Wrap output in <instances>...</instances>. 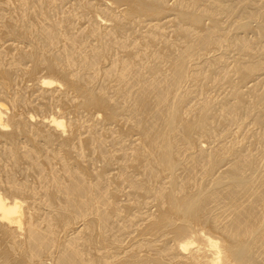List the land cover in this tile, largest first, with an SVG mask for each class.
I'll return each mask as SVG.
<instances>
[{
	"label": "bare ground",
	"instance_id": "obj_1",
	"mask_svg": "<svg viewBox=\"0 0 264 264\" xmlns=\"http://www.w3.org/2000/svg\"><path fill=\"white\" fill-rule=\"evenodd\" d=\"M92 1L0 0V264H264V0Z\"/></svg>",
	"mask_w": 264,
	"mask_h": 264
},
{
	"label": "rangeland",
	"instance_id": "obj_2",
	"mask_svg": "<svg viewBox=\"0 0 264 264\" xmlns=\"http://www.w3.org/2000/svg\"><path fill=\"white\" fill-rule=\"evenodd\" d=\"M91 1H92V0H91ZM72 2H73V1H71L70 3H72ZM92 2H97V1H96V0H93ZM168 3H169V4H170V3H173V0H168ZM69 5H70V4H68L67 2L65 3V6H69ZM220 16H221L220 18H223V17H224L223 15H220ZM234 16H235V15H234ZM233 19H234V17H233L232 19H230V20L232 21ZM224 20H227V19H224ZM230 20L227 21L226 23L229 24ZM221 21H222V19H221ZM224 22H225V21H224ZM224 22L222 21V24H223ZM253 23H254L255 25H254ZM228 24H227V25H228ZM251 24H252V26H251L252 29H250V28H249V29H250V30H253L254 27L256 26V23H255V22H252ZM225 25H226V24H225ZM249 32L251 33L250 35H249ZM253 33H254V31H253ZM253 33H252V31H248V35H249V37H251V35H252ZM174 37H175V36H174ZM177 38H178V36H177ZM251 38H252V37H251ZM173 39H174V38H173ZM171 41H172V40H171ZM179 41H185V40H179ZM219 53H220V52H219ZM233 56H234V57H233ZM226 57H227V63L231 65V63H232V61H233V58H235V53H229V55H227ZM230 57H231V58H230ZM228 58H229V59H228ZM230 59H231V60H230ZM201 62H203V61H201ZM202 64H204V63H201V65H202ZM203 66H204V65H203ZM43 73H44V72H42V74H43ZM233 77H234V76H233ZM233 79L235 80V78H233ZM251 84H252V83H251ZM251 84H248V85L251 86ZM187 85H188V84H187ZM187 85H186V86H187ZM202 85H203V84H202ZM204 85H205V86H204ZM204 85H203V87H202V89H201L200 91H202V94H203V92H204V91H203V88L205 87L204 89H205V92H206V93H204V94H205V95H210V96H212V95L215 96V97H214L215 102H216L217 99L219 100V99H221V98H224L225 100H229V99H227V98L229 97V95H228L229 92H226V91H225L226 89H228V91H229L230 88H227L228 85H227V86H222V88H219V89H218L219 86H216V88H214L212 85H210V83H209V86H210V87H209V89H207V88H208V82H207V86H206V84H204ZM188 86H189V85H188ZM211 86H212L213 88H212ZM220 87H221V86H220ZM211 88H212V89H211ZM223 88H224L225 90H222ZM192 89H193V91H194V92L192 93V96H193L194 93H196V92H198V91H196L197 88H196V90H195V88H192ZM214 89H215V90H214ZM242 89L245 91L246 87H242ZM198 90H199V89H198ZM207 90H208V91H207ZM209 90H210V91H209ZM216 90H217V91H216ZM221 90H222L223 93L225 92V96H226V94H227L228 97H227V96L225 97L223 93L221 94ZM195 91H196V92H195ZM200 91H199V92H200ZM213 91H214L215 94L213 93ZM219 91H220V92H219ZM208 92H209V93H208ZM200 93H201V92H200ZM200 93H199V94H200ZM207 93H208V94H207ZM210 93H211V94H210ZM217 93H218V94H217ZM202 94H200V95L198 96V93H197L196 97L198 96V97L200 98V96H201ZM204 94H203L202 96H204ZM219 95H221V96H219ZM190 96H191V95H190ZM202 96H201V97H202ZM217 97H218V98H217ZM189 98H190V99H188V100L191 101V100H193V99L195 98V95H194V97H189ZM191 98H192V99H191ZM216 98H217V99H216ZM229 98H230V97H229ZM224 99H223V100L221 99V100H219V101L217 100V101H218L217 104H219V102L221 103V101H224ZM193 101H194V100H193ZM196 101H197V100L195 99V101H194L193 103H195ZM188 102H189V101H188ZM189 103H190V102H189ZM191 104H192V101H191ZM83 114H84V113H83ZM248 122H249V120H248L247 122H245V123H246V124H249ZM114 125H115V124H114ZM100 126H101V125H98V127H100ZM107 126H111V125H107ZM107 126H105V127H107ZM115 126H116V125H115ZM225 126H226V125H224V127H225ZM231 126H232V125H231ZM231 126H230V128L233 127V126H232V127H231ZM113 127H114V126H113V124H112V127H109V128H113ZM224 127H223V125H222V128H224ZM114 128H115L114 130H116L117 126L114 127ZM222 128H221V129H222ZM218 129L220 130V125H219ZM232 129H234V128H232ZM222 130H225V128L222 129ZM222 130H221V131H222ZM132 134H133V135L130 134L129 139H127L128 137H124V138H123V139H125V144L130 143V142H129L130 139H131V141H132L133 139H136V138H137V136H135L134 133H132ZM131 136H132L133 138H132ZM134 137H135V138H134ZM108 138H109V140L106 141V143H107L106 146H107V147H110L109 144H111V139H110V137H108ZM108 138H107V139H108ZM126 140H128V141H126ZM109 141H110V142H109ZM210 141L212 142L213 140H209V141L207 140V143L210 142ZM211 142H210V144L208 143L207 146H206V144L204 143V146L208 147V146L212 145ZM253 152H255V151H253ZM100 161H101V160H100ZM100 161L97 160V161L94 162L93 165H94L95 167H94L93 165H91V166H93L94 168H99V169L101 170L100 165L102 166V164H101ZM96 162H97V163H96ZM95 163H96V165L99 166V167H97V166L95 165ZM224 165H225V166H224ZM221 166H222V164H221ZM93 167H90V169L92 170ZM221 168H222V169H225V168H226V164L224 163L223 166H222ZM221 168H220V170H222ZM106 170H107V169H106ZM106 170H105L104 173H107L108 176H110L111 174L115 173V171L113 170V168H112V170L109 169V170H110L109 172H107ZM107 174H106V176H107ZM134 175H136V174H134ZM126 190H127V188H126ZM125 197H126L125 195H121V196H120V199H121L120 201H122L123 203H125L126 201H124V200H126V198H128V197H126V198H125ZM144 205H145V204H142V205H141V210H142V212H147V211L154 212V211H153L154 207H152V206H150V205H149L150 207H149L148 205H145V206H144ZM147 206H148V207H147ZM146 208H147V209H146ZM145 209H146V211H145ZM131 234H132V232H131ZM133 234L135 235V233H133ZM133 234H132V235H133ZM129 235H130V233H129ZM132 235L128 236V234H127L128 239H127V237H126V235H125V236H124V238H125L124 242L128 243V242L130 241L129 239L132 238ZM124 238H123V239H124ZM128 240H129V241H128ZM127 241H128V242H127ZM126 246H127V245H126Z\"/></svg>",
	"mask_w": 264,
	"mask_h": 264
}]
</instances>
